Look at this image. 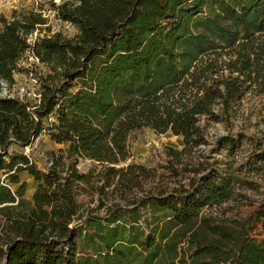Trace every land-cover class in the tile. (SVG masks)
Masks as SVG:
<instances>
[{
	"label": "trees",
	"instance_id": "16d2710c",
	"mask_svg": "<svg viewBox=\"0 0 264 264\" xmlns=\"http://www.w3.org/2000/svg\"><path fill=\"white\" fill-rule=\"evenodd\" d=\"M39 1L78 34H52L43 4L0 15V85L15 83L27 52L47 69L37 102L0 97V264H264V241L251 235L264 229V204L235 227L204 214L231 200V173L210 170L104 216L76 199L80 159L122 173L129 137L145 126L194 149L207 142L202 118L220 122L264 88V0ZM37 31L46 35L31 43ZM45 130L68 146L67 169L63 155L44 172L9 151ZM23 177L36 185L30 199Z\"/></svg>",
	"mask_w": 264,
	"mask_h": 264
},
{
	"label": "rangeland",
	"instance_id": "374dc122",
	"mask_svg": "<svg viewBox=\"0 0 264 264\" xmlns=\"http://www.w3.org/2000/svg\"><path fill=\"white\" fill-rule=\"evenodd\" d=\"M55 2L59 4L61 0ZM40 4L45 6L44 14L52 34L60 32L68 38L77 36L74 25L60 20L48 3L39 0H0V15L10 19L16 11L39 10ZM45 35V31H37L30 36V41L34 43ZM46 73L47 69L32 60L27 52L19 61L15 83L0 85V97L37 102L40 81ZM52 121L45 122L46 129ZM201 125L207 142L194 149L186 148L182 138L157 133L148 126L135 130L129 137L127 160L116 166L124 171L116 176L107 171L108 165L80 159L76 169L86 176V180L79 184L76 196L81 211L104 216L117 205L127 206L147 195H166L181 187L187 188L202 175L215 170L235 177L234 193L230 201L205 208L204 214L231 227L236 226L235 221L248 219L264 204V88L245 91L230 117L224 115L220 122H207L202 118ZM223 137H230L233 144H220L219 139ZM67 148V145L52 141L45 130L31 146L25 149L12 146L9 151L23 153L39 170L47 172L61 155L64 158L60 168H68L71 160L65 158ZM23 178L29 184L26 196L30 199L36 185L32 179ZM3 224L0 218V230ZM251 235L257 241H264L262 225H258Z\"/></svg>",
	"mask_w": 264,
	"mask_h": 264
},
{
	"label": "built area",
	"instance_id": "2783aa9c",
	"mask_svg": "<svg viewBox=\"0 0 264 264\" xmlns=\"http://www.w3.org/2000/svg\"><path fill=\"white\" fill-rule=\"evenodd\" d=\"M28 53L31 54V56H32V60H34V61H36V62H39V59H38L36 56H34L33 53H31V52H28Z\"/></svg>",
	"mask_w": 264,
	"mask_h": 264
}]
</instances>
